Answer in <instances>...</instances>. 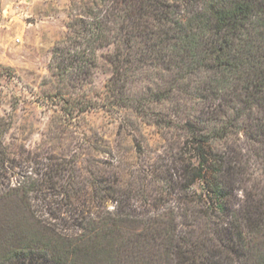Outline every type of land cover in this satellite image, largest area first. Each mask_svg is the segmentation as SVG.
I'll use <instances>...</instances> for the list:
<instances>
[{
	"label": "trees",
	"instance_id": "trees-1",
	"mask_svg": "<svg viewBox=\"0 0 264 264\" xmlns=\"http://www.w3.org/2000/svg\"><path fill=\"white\" fill-rule=\"evenodd\" d=\"M81 4V17L74 16L68 26L71 35L53 49L50 70L75 88L90 80L97 60L103 59L110 76L108 96L99 105L107 111L131 109L137 103L125 91L138 66L161 64L178 74L175 83L201 71L208 73L199 98L203 113L214 124L204 127L202 120L190 119L183 123L186 137L167 156L159 175L163 194L144 199L143 208L157 215L169 204L164 209L169 220L165 230L176 237L171 222L178 219L180 243L191 238L189 227L200 219H215L218 224L209 229L211 236L242 259L243 232L262 235L264 224L254 196L234 206V191L248 181V162L246 150L230 145L228 139L247 112H257L250 119L256 137L264 136V0H82ZM167 94L154 97L160 101ZM74 99L71 114L96 107ZM135 113L139 116L142 110ZM240 131L244 136L245 129ZM12 162L0 145V165L12 164L4 167L8 175L0 180V264L107 261L155 228H149V221L155 220L146 211L136 212L133 190L121 192L118 181L101 171L89 172V180L83 182L73 160L40 159L29 153L23 162L27 166L18 169ZM107 201L116 203L114 212L102 209ZM93 206L101 209L91 213ZM171 256L177 264H194L182 251Z\"/></svg>",
	"mask_w": 264,
	"mask_h": 264
},
{
	"label": "rangeland",
	"instance_id": "rangeland-1",
	"mask_svg": "<svg viewBox=\"0 0 264 264\" xmlns=\"http://www.w3.org/2000/svg\"><path fill=\"white\" fill-rule=\"evenodd\" d=\"M81 1L0 0V145L18 169L27 166L23 162L30 153L40 159L73 160L83 182L89 180V172L101 171L118 181L121 192L133 190V205L142 215L146 211L143 200L163 194L159 175L167 156L179 149L186 137L183 123L190 119L202 120L204 127L214 124V119L203 113L205 106L199 98L208 73L201 71L175 83L178 74L161 64L138 66L125 93L141 107L134 103L131 109L107 111L100 107L108 96L110 76L103 59L97 60L90 80L75 88L50 70L54 47L71 35L68 26L72 18L81 17ZM158 93L168 94L157 101L154 96ZM74 98L96 107L71 114ZM209 103L217 106L218 101ZM137 110H142L139 116ZM254 116L257 112L245 113L228 139L230 145L246 150L244 159L248 162V181L234 191L233 202L238 208L246 200H256L264 224V136L256 137L250 119ZM219 144L215 146L220 148ZM9 163L5 166L12 167ZM5 166L0 165V180L8 175ZM16 178L18 175H13V182ZM115 208L111 201L102 207L109 212ZM100 209L90 207L91 213ZM164 209L157 215L146 211L155 220L149 221V228H155L145 239L94 264H177L171 256L174 251L184 252L194 264H264V231L254 236L243 232L244 257L238 260L211 236L209 229L218 224L215 219H200L189 227L191 238L180 243L176 238L182 236L179 220L171 222L174 237L165 230L169 220Z\"/></svg>",
	"mask_w": 264,
	"mask_h": 264
}]
</instances>
